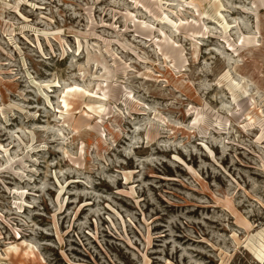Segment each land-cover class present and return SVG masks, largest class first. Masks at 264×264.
<instances>
[{
    "label": "rangeland",
    "instance_id": "1",
    "mask_svg": "<svg viewBox=\"0 0 264 264\" xmlns=\"http://www.w3.org/2000/svg\"><path fill=\"white\" fill-rule=\"evenodd\" d=\"M0 264H264V0H0Z\"/></svg>",
    "mask_w": 264,
    "mask_h": 264
},
{
    "label": "bare ground",
    "instance_id": "2",
    "mask_svg": "<svg viewBox=\"0 0 264 264\" xmlns=\"http://www.w3.org/2000/svg\"><path fill=\"white\" fill-rule=\"evenodd\" d=\"M258 259V258H257ZM260 259V258H259Z\"/></svg>",
    "mask_w": 264,
    "mask_h": 264
}]
</instances>
